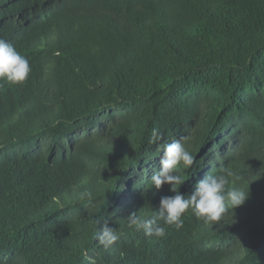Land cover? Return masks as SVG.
<instances>
[{
  "label": "trees",
  "instance_id": "1",
  "mask_svg": "<svg viewBox=\"0 0 264 264\" xmlns=\"http://www.w3.org/2000/svg\"><path fill=\"white\" fill-rule=\"evenodd\" d=\"M70 1L80 11L41 32L73 50L48 74L43 54L55 51L35 53L10 25L0 28V39L32 61L25 83L0 82V231L24 223V241L0 237V264H86L83 257L104 253L96 221L116 225L133 205L135 170L160 150L150 143L153 128L163 143L196 130L199 166L216 129L248 123L245 161L264 169V0ZM86 191L91 200L81 198ZM163 196H171L168 185L154 191L155 210ZM256 198L263 204L245 231L255 247L264 246V189ZM183 219L179 231L165 225L155 244L135 239L126 222L132 245L98 264H216L217 255L201 250L213 222L190 211Z\"/></svg>",
  "mask_w": 264,
  "mask_h": 264
},
{
  "label": "clouds",
  "instance_id": "2",
  "mask_svg": "<svg viewBox=\"0 0 264 264\" xmlns=\"http://www.w3.org/2000/svg\"><path fill=\"white\" fill-rule=\"evenodd\" d=\"M144 2L146 6L151 3V6L157 4L158 0ZM75 11H80V7L70 0H5L0 4V28L10 25L21 42L35 53L48 49L55 51L54 55L43 54L46 59L41 72L48 74L56 65L59 66V57L72 58L73 50L58 43L54 35L41 32ZM29 63L32 64V61L11 43L0 39V82L10 85L25 83L31 73ZM175 112L183 123L185 120L179 116L182 112L179 103L175 105ZM250 130V124L236 122H228L216 129L197 155L201 162L198 166L191 148L198 138L196 130L190 140L171 138L169 142L163 143V133L153 128L150 143L157 144L160 150L140 162L141 167L135 170L138 172L137 178L133 177L134 187L128 195L133 205L118 215L116 225L96 221L100 225L96 238L99 245L105 248L104 253L83 257V262L98 264L97 258L101 255L111 258L124 256L132 245L129 232L122 228L126 222L129 228L138 230L133 232L135 239L155 244V240L165 235V225L181 230L184 227L183 217L190 211L206 224L213 222L210 227L214 230L204 240L201 250L217 255L216 264H264V261L254 256L264 253V246L260 243L255 247L245 234L251 211L263 204L257 200L256 194L262 193L264 189V169L260 166L251 167L245 161ZM71 144H75L73 136ZM77 158L75 156L64 165L62 162L60 167L72 164ZM83 164L88 169L92 167V163L85 158ZM164 185L169 186L171 196L161 197L159 207L155 210L158 202L153 200V193L155 190L160 191ZM85 197L91 200V193H82L81 198ZM85 203V206L91 204ZM139 207L141 211H136ZM78 218L76 216L73 225ZM23 225L21 219H14L11 225L0 231V237L24 241L17 235V230ZM234 250L238 251L234 253Z\"/></svg>",
  "mask_w": 264,
  "mask_h": 264
}]
</instances>
